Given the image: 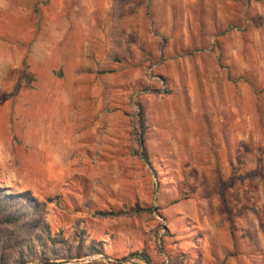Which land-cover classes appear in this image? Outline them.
Wrapping results in <instances>:
<instances>
[{
  "label": "rangeland",
  "instance_id": "1",
  "mask_svg": "<svg viewBox=\"0 0 264 264\" xmlns=\"http://www.w3.org/2000/svg\"><path fill=\"white\" fill-rule=\"evenodd\" d=\"M0 187L49 263L264 264V0H0Z\"/></svg>",
  "mask_w": 264,
  "mask_h": 264
},
{
  "label": "trees",
  "instance_id": "2",
  "mask_svg": "<svg viewBox=\"0 0 264 264\" xmlns=\"http://www.w3.org/2000/svg\"><path fill=\"white\" fill-rule=\"evenodd\" d=\"M162 83L165 80L161 79ZM45 203L60 208L59 202L53 198H45L44 202H38L27 191L9 193L0 187V264L49 263L51 260L72 258L79 252L76 242L66 248L59 246L58 235L50 231V226L45 220ZM134 210H137L134 208ZM113 211H95L93 215L98 217L116 216ZM30 233V234H27ZM91 246L86 247V253H91ZM63 251L60 255L58 252ZM12 252V256L5 258L3 253ZM60 256V257H59ZM144 264H152L145 249L135 250L128 254Z\"/></svg>",
  "mask_w": 264,
  "mask_h": 264
},
{
  "label": "water",
  "instance_id": "3",
  "mask_svg": "<svg viewBox=\"0 0 264 264\" xmlns=\"http://www.w3.org/2000/svg\"><path fill=\"white\" fill-rule=\"evenodd\" d=\"M132 263V262H131ZM41 264H56L55 262H53V263H41ZM117 264H119V263H117ZM132 264H135V263H132Z\"/></svg>",
  "mask_w": 264,
  "mask_h": 264
}]
</instances>
